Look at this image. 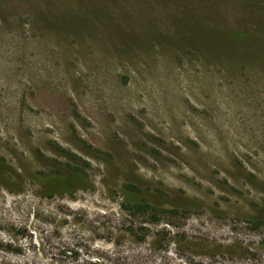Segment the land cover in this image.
Instances as JSON below:
<instances>
[{
	"label": "rangeland",
	"instance_id": "374dc122",
	"mask_svg": "<svg viewBox=\"0 0 264 264\" xmlns=\"http://www.w3.org/2000/svg\"><path fill=\"white\" fill-rule=\"evenodd\" d=\"M0 264H264V0H0Z\"/></svg>",
	"mask_w": 264,
	"mask_h": 264
},
{
	"label": "trees",
	"instance_id": "16d2710c",
	"mask_svg": "<svg viewBox=\"0 0 264 264\" xmlns=\"http://www.w3.org/2000/svg\"><path fill=\"white\" fill-rule=\"evenodd\" d=\"M64 183H65V180L62 179V180H60V181L57 182V185L60 184L59 186H63V185H65ZM127 199H128L129 202H132L130 205L133 206L134 208H136V209H138L140 211L144 210L146 204L140 203V200H138L136 198H133V197L132 198L131 197H127Z\"/></svg>",
	"mask_w": 264,
	"mask_h": 264
}]
</instances>
